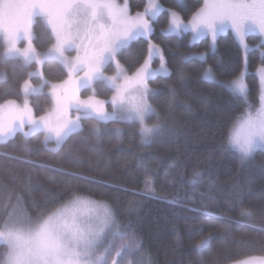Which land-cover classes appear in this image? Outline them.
<instances>
[{
  "label": "snow or ice",
  "instance_id": "6c2138e0",
  "mask_svg": "<svg viewBox=\"0 0 264 264\" xmlns=\"http://www.w3.org/2000/svg\"><path fill=\"white\" fill-rule=\"evenodd\" d=\"M171 2L182 11L165 8L161 0H140L142 10L134 14L130 10V0H123V3L119 0H0V33L7 45L5 56L21 57L23 67L37 65V70L29 72L28 76H38L41 80L39 86H33L28 79L23 80L20 85L25 97L22 104L13 99L0 104V139L13 137L17 131L23 132L25 138L43 131L42 143L46 147L47 142L54 139L56 148L48 151L56 152L74 133L83 131L82 121L86 120L138 124L141 142L145 144L165 132L178 135L176 122L169 123L170 115L166 113L162 117L151 102L161 89L150 84L158 75L168 77L171 74L165 49L153 39L156 25L163 24L159 29L161 39L169 38L170 34L178 38L190 33L188 43L192 44L202 37H210L208 47L213 50L216 49L218 35L230 28L244 50L238 71L229 68L224 78L223 73L217 76L213 66L205 68L194 63L193 69L199 73L198 82H208L214 88L230 93L231 111L219 150H232L238 154L242 168L254 160L256 149L264 150V0H197L199 7L194 11L188 0ZM189 11L191 15L185 19L184 15ZM162 12L166 14L163 19L160 18ZM37 26L42 28L43 39L51 42L44 53L35 47ZM249 32H257L260 37L256 45L260 64L255 69L258 74L255 95L252 85L246 80L252 63L247 54L249 45L245 41ZM23 42L26 46L18 47V43ZM134 43L139 45L138 55L121 63V57L131 50ZM139 54H143L142 62ZM173 55L179 57L174 63L178 65L180 85L188 79L184 61L196 57L207 63L203 52H176ZM157 58L159 65L153 68ZM45 63L60 66L67 74L66 78L56 83L47 80L42 70ZM213 63H219V60ZM110 70L111 74H108ZM164 87L169 93L166 107L170 112L178 90L171 85ZM45 88L48 93H44ZM100 91L112 94L100 99ZM88 92L91 94L85 95ZM30 95L50 96L49 110L35 115L27 99ZM109 103L111 111L106 107ZM184 107L191 110V105L186 102ZM152 116L156 120L149 124L147 121ZM25 127L28 131H24ZM91 130L97 136L101 131L96 125ZM115 131L119 133L121 130L117 128ZM24 147L29 153L34 150L27 143ZM10 158L22 159L18 156ZM25 163L35 162L27 160ZM258 166L264 169V160ZM168 168L176 172L167 183L173 186L179 180L183 184L184 172L179 170V163L172 161ZM65 174L89 179L76 172ZM202 175L199 169L193 170L194 177ZM196 178L189 183L198 185L202 182ZM154 184V179L146 180L143 191L133 190V194L151 196L168 204L178 202L175 195L171 199L157 195ZM207 184L208 191L200 195L214 201L211 191L214 182L209 179ZM235 197L239 201L241 193L237 191ZM194 202L189 198V203ZM45 205H36L30 212L23 206L20 196L16 197L15 203L11 198L5 200L3 216L0 217V247L4 249L0 252V264H154L150 252L144 250L143 240L132 231V221L121 223L113 205L86 198L79 188H69L60 196L52 195L51 200L46 197ZM206 208L207 205H203L201 208H189V211L232 222L231 217L209 212ZM252 215L250 211L241 212L242 217L251 218ZM235 222L243 223V220ZM247 226L264 232V226L255 223ZM202 227L195 224L189 226V230L200 231ZM212 236L210 233L197 243L196 250L202 254L204 247L210 246ZM239 243L247 245L250 241L242 239ZM137 253L142 256L139 262L129 259ZM234 264H264V256H251Z\"/></svg>",
  "mask_w": 264,
  "mask_h": 264
},
{
  "label": "trees",
  "instance_id": "16d2710c",
  "mask_svg": "<svg viewBox=\"0 0 264 264\" xmlns=\"http://www.w3.org/2000/svg\"><path fill=\"white\" fill-rule=\"evenodd\" d=\"M188 2L192 5V11L199 7L197 0ZM161 3L165 8L182 11L171 0H161ZM130 5L131 12L143 7L140 0H130ZM165 15L162 12L160 18L163 19ZM189 15L191 11L184 18L187 19ZM161 27L163 24L156 25L153 39L165 49L171 74L168 77L158 76L150 84L153 88L161 89L151 102L162 117L166 113L170 115L169 123L176 122L179 134L169 135L165 132L145 144L141 142L138 124L86 120L82 121L83 131L74 133L58 151L50 152L48 149H52L53 142L48 141L45 147L42 143L43 131L26 138L17 131L13 137L0 142V217L3 216L4 202L9 198L15 203L17 196L22 197L23 206L31 212L36 205L45 207L46 197L51 200L52 195L60 196L69 188H79L84 196L113 205L121 223L132 221V231L143 240L144 250L150 252L154 264H232L251 256H264V232L247 226L252 223L264 226V169L258 166L264 160V150H257L254 160L243 168L238 154L232 150H219L231 111L230 93L214 88L208 82H198L199 73L193 69L194 63L205 68L213 66L217 76L223 73L226 78L227 69L235 68L238 71L242 49L230 32L220 35L216 49L211 50L207 37L189 44L190 33L178 38L170 34L169 38L161 39ZM36 35L35 47L47 49L51 42L43 39L40 26L36 27ZM252 37L248 38L251 42L255 41ZM138 48L139 45L134 43L131 50L121 57V63H125L126 58H135ZM176 52L206 54L207 63L196 57L184 61L188 74L184 85L178 83V65L174 61L179 57L173 55ZM258 56V49L249 52L252 63L246 80L252 85L253 95L258 80L255 71L260 64ZM138 58L142 62L143 54H139ZM217 60L219 63L214 64ZM22 65L23 61L19 58H6L3 45H0V102L10 98L21 99L20 85L33 68V65ZM42 70L45 78L51 82L63 80L67 75L54 63H45ZM31 79L34 83L40 81L37 77ZM164 85L177 87L178 90L170 112L166 107L169 93ZM43 91L48 93L47 88ZM110 94V91L98 93L102 97ZM30 102L36 115L51 107V97L46 95L32 96ZM184 102L191 105L190 111L185 109ZM155 120L156 117L152 116L149 122ZM93 125L101 130L98 136L91 130ZM117 128L121 130L119 133L115 131ZM25 143L34 150L27 152ZM13 156L22 159H11ZM27 160L35 163H25ZM172 161H177L179 170L184 172L183 184L179 180L173 186L167 183L176 172L168 168ZM194 169H199L202 177H194ZM67 172H76L89 179L68 176L65 174ZM193 178L202 182L191 185L189 181ZM153 179L157 195H166L168 199L175 195L178 202L168 204L151 196L133 194V190L143 191L146 180ZM209 179L214 182L211 189L214 201L200 195L208 191ZM237 191L241 193L239 201L235 197ZM189 198L195 202L189 203ZM203 205H207L209 212L231 217L232 222L189 211V208H201ZM245 210L253 214L251 218L241 216ZM238 219L243 223H236ZM195 224L202 225V230L190 231L189 226ZM210 233L213 234L210 246L206 245L201 254L195 245ZM242 239L250 243L242 245L239 243ZM3 250L0 247V252Z\"/></svg>",
  "mask_w": 264,
  "mask_h": 264
},
{
  "label": "rangeland",
  "instance_id": "374dc122",
  "mask_svg": "<svg viewBox=\"0 0 264 264\" xmlns=\"http://www.w3.org/2000/svg\"><path fill=\"white\" fill-rule=\"evenodd\" d=\"M119 2L120 3H123V0H119ZM133 14L135 13V12H132ZM228 32H230L231 34H233V36H234V33L232 32V30L229 28V29H227L224 33H222V34H219L218 35V37L220 36V35H223V34H225V33H228ZM249 36H254V37H252V40H253V38L255 39V41H249ZM217 37V38H218ZM235 37V36H234ZM202 38H205V37H202ZM201 38V39H202ZM208 39H209V41L211 40V38L210 37H207ZM236 39V38H235ZM237 40V39H236ZM259 40H260V37H259V34L257 33V32H249V33H247L246 35H245V41H246V43L249 45V48L247 49V54L249 55V52L250 51H252V50H255V49H258L257 47H256V45L259 43ZM237 42H238V44H239V41L237 40ZM3 45V54H4V56H5V49H6V47H7V45H6V43H5V40H4V36H3V34L2 33H0V45ZM24 46H26V42H23V43H18V47H21V48H23ZM211 48V47H210ZM242 49V48H241ZM47 49H44V50H39V49H37V51L38 52H40V53H44L45 51H46ZM211 50H213L212 48H211ZM259 50V49H258ZM242 52L244 53V50L242 49ZM73 55L75 54V53H72ZM205 54V53H204ZM6 58H19V59H21L22 60V58L21 57H18V56H5ZM205 57H206V54H205ZM23 61V60H22ZM33 65V68H32V70L30 71V72H34V71H36L37 70V65H35V64H32ZM158 65H159V59L157 58L156 60H155V62L153 63V65H152V67L153 68H157L158 67ZM257 68V67H256ZM108 74H111V70L109 71V73ZM247 74H248V72L246 73V76H247ZM257 74V73H256ZM258 75V74H257ZM158 76H160V75H158ZM32 77H37V78H39L38 76H32ZM32 77H29L28 76V80H30V82H31V84L33 85V86H39L40 85V83H41V80L38 82V83H34L33 81H32ZM40 79V78H39ZM56 82H59V81H53V83H56ZM47 91H48V89H47ZM21 95H22V97H21V99H19V100H17V99H14V98H10V99H13V100H16L18 103H20V104H22L23 103V101H24V99H25V97H24V95H23V92L21 91ZM89 94H91L90 92H88V93H85V95H89ZM112 94V93H111ZM111 94L109 95V96H107V97H110L111 96ZM32 96H36V95H30L29 97H27V99H29V101H30V98L32 97ZM99 98L100 99H105L106 97H102V96H100L99 95ZM9 100V99H8ZM5 101V100H4ZM4 101H2V102H0V104H2V103H4ZM106 107H107V109H108V111H111V105H110V103L109 104H107L106 105ZM49 110V109H48ZM43 114V113H42ZM36 115V114H35ZM39 115H41V114H39ZM39 115H37V116H39ZM73 115H75V113H73ZM149 124H151L150 122H149V120L147 121ZM24 131H28V128L27 127H25V129H24ZM23 133V132H22ZM33 134V133H32ZM8 139V138H7ZM7 139H0V142L1 141H6ZM49 141H51V142H53V145L51 146V148H56V142H55V140L54 139H52V140H49ZM257 150H262V149H256V151ZM255 151V152H256ZM254 152V153H255ZM250 162V161H249ZM86 198H91V197H87V196H85ZM91 199H93V198H91ZM93 200H95V199H93ZM97 201H99V200H97ZM142 259V256H141V254L140 253H137V254H135V255H133V257H132V259L131 260H134V261H137V262H139L140 260ZM232 264H234V263H232Z\"/></svg>",
  "mask_w": 264,
  "mask_h": 264
}]
</instances>
